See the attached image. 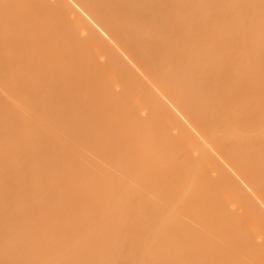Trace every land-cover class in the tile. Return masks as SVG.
Returning a JSON list of instances; mask_svg holds the SVG:
<instances>
[{
    "label": "bare ground",
    "instance_id": "bare-ground-1",
    "mask_svg": "<svg viewBox=\"0 0 264 264\" xmlns=\"http://www.w3.org/2000/svg\"><path fill=\"white\" fill-rule=\"evenodd\" d=\"M24 1H26V0H24ZM24 1L23 0H0V25H1V27H3L6 22H8L6 24L8 26L11 19L13 21L17 18V16L26 15L27 12L30 11L29 10L30 6L32 7V5L28 4V3H30L29 2L30 0H27L28 2H26L27 5H29V6H27ZM40 1H41V3H40ZM31 2H32V0H31ZM70 2H72V4L74 3L75 4L74 6H76V7H74ZM33 3H34L35 7L33 6L34 8H32V9H34V10L30 11L31 15H33L31 17H34V15H35V13L33 14L32 12H35V11L37 12L38 10L42 11L41 15L43 16V18H45L46 16H48L50 14L51 15L59 14L60 17L61 16L67 17L70 21L69 22L70 27L73 26L75 28H78L79 30L76 29L77 31L80 32V30H81L82 33L84 32L86 34L83 37V39L86 43H88L90 45L91 49L93 48L94 52L99 51L105 57V60L107 57V61L102 62V63L103 64L105 63L104 65L107 64L108 66H107V68H106V66H104V67L107 69V71H110V72L112 71L111 73L114 72L113 73L114 76H115L116 72H117L116 76L118 75V73L120 74L118 76H120L119 77L120 79L123 78V80L122 79L121 80L124 83V87L126 86L125 89L129 88L128 89L129 91H131V90L133 91V96H132L133 98L132 99H134L135 102L142 103V104L146 105V106H144V108L148 110L150 116H153L154 118H157V119L167 121L171 126H173L175 128H178V127L180 128V131H181L180 134L182 136L183 141L185 142L183 144L188 145L189 148H192L196 152L199 153L198 157L195 156V159H196V157L199 158V159H196L197 162L195 163V165L190 166L188 168V170H186V174L184 177H182L183 174L181 175V178H183V180H182L183 184L181 183V185H183V186L186 185L185 187L188 186L187 189L190 190V192L193 191L192 192L193 194L192 195L190 194L192 196L191 197L192 200L194 198V200L196 199L199 202V199L201 198L200 197L201 194L204 195L205 192L206 193L208 191L212 192V190H216L219 188L228 189L229 190L228 193L230 192L229 194L231 196L238 197L240 200H242L241 204H243V206H244L243 210L246 212L247 215L250 216L252 221L254 220L253 222H255V224L254 223L253 224L256 225V223H257L258 226L264 227V209H262V207H261L263 205L258 204L259 201L264 203V0H33ZM36 5H38V7H36ZM4 6H6V7L9 6V8H8L9 10L4 13V16H2L1 9H3V11H4V9H5ZM40 6L42 9H39ZM27 9H28V11H27ZM79 10L81 12H83V14L85 13L87 16H85V14H84V16L88 17L89 20H86V18L84 16H82L83 14L80 13ZM24 12H26V14ZM47 12H49V13H47ZM5 15H8V16H6V18H5ZM44 15H46V16L44 17ZM59 15H57V16H59ZM7 17H9V20ZM37 17L38 16H36V18ZM48 18L49 17H47L46 19L48 20ZM49 19H52V18H49ZM42 20H44V19H42ZM3 21H5V22H3ZM15 21H14V23H15ZM25 21H27V20H24V22ZM36 21H37V19H36ZM38 21H39V19H38ZM53 22H55V21L53 20ZM1 23H4L3 26ZM48 23H49V21H48ZM48 23H47V26L49 27ZM92 23H94L93 25H95V26L97 25V27H100L99 29H102V30H104L105 33H107L106 37L108 35V38L109 37L111 38V40H109V41H112V44L114 43L113 44L114 47H116L117 45L119 47L114 48L113 46L110 45L111 42L107 43L108 41L104 39L105 41H107V42H105L101 38V37H103L102 34L100 35V32L99 31H98L99 33L97 32V27L95 28V26H93ZM16 24L18 26L19 23L16 22ZM25 24H26V22H25ZM25 24H23L22 26H24ZM40 24H43V23H40ZM12 25H13V22H12ZM12 25H11V27H12ZM43 25L45 26V24H43ZM22 26L20 25V27H22ZM9 27H10V25L6 28H8V30H9ZM11 27H10V29H11ZM20 27H18V29ZM27 27L28 26H26V28ZM32 27H30V28L32 29ZM15 28H16V26H15ZM39 28L38 29L36 28V29L40 30L41 28L40 29ZM3 29L1 28L0 31L1 30L3 31ZM12 29H13V27H12ZM22 29H24V28H20V30H22ZM34 29H32V31ZM4 30L5 31L2 32V34L3 33H5V34L7 33V34L6 35L3 34L5 36L0 34L2 36V37H0V52H3L2 55L0 54V56H1L0 59L3 58L2 56L4 55V53H6L4 56H6L8 54V56H7L8 59L6 58L7 59L6 62L8 65H10V67H13L10 72L14 73V70H15L17 73V68H18L21 70V74H23L24 71H28L27 69L31 67L30 63H32L31 65H33V63H34V65L39 68V65H38L39 62H37L35 60L36 59L39 60L38 57L39 58L41 57L40 56V54H42L41 52H45V50L42 47H40L41 46V43H40L41 38L38 41L39 44H37V42L31 43L30 41H32V40H28L29 41L28 42L26 37L28 36L27 38L30 39L31 36H29L27 34L28 33L27 32L26 33L27 36L23 38L24 40H22V42L24 41L25 43L24 42L22 43L23 48H21L20 45H17L20 40L18 41V40L14 39V38L20 37L19 34L21 35V33H18V32H20V30H17V29L16 30L13 29L12 31L11 30L8 31L7 29H4ZM26 30H28V28ZM37 30H34V32ZM49 30L50 29L48 28V31ZM54 30L52 31L53 33H54ZM102 30H100V31L102 32ZM6 31H8L9 33ZM10 31L13 33L16 32L18 34L12 33L11 35H9ZM23 31L24 30H22V33H23ZM25 31L23 34H25ZM29 31H30V33L32 32L30 29H29ZM44 31H45V28H44ZM44 31L42 30V33H44ZM74 31H75V29H74ZM50 32H51V30H50ZM37 33H38V31H37ZM53 33H52V35H53ZM60 33H62V32H60ZM23 34L21 35V37L23 36ZM56 34H58V33L54 34L55 37H56ZM66 34H68V33H66ZM58 35H57V37H58ZM60 36H62V35H60ZM31 39H32V37H31ZM33 39L36 40L37 37L33 38ZM45 41H47V40H45ZM66 41H67V39H66ZM16 42H17V44H16ZM57 42L55 41L56 44L60 43L61 41L58 43ZM35 44L38 45L39 47H37ZM19 46L21 48V51H23L22 53L25 55V56L24 55L23 56L26 58L29 57L28 58L29 61L31 60L30 62L28 61L29 62L28 65L30 67L27 65L28 59L24 60V62L26 61V63H24L25 66H23V68L28 67L27 69L24 68V70H23V68L21 69L22 66L17 67V64L19 62H20L19 64H21V62H22L20 57L17 58L20 61H18V62L15 61L17 64L13 63V61H12V60L16 59L15 58L16 56H19L18 53H20V51L16 53L17 55H15V57L13 56L14 59L9 57L11 54L14 55V53L20 49ZM59 47H57L58 50L60 49ZM15 48H19V49L15 50ZM37 48L40 50H38ZM85 48H87V47L85 46ZM120 48H122L121 50H123V52H124L123 54L126 53L129 56L130 60L128 59V61H133V62H129V63H133L134 67L136 65L137 68H139V70H141V71H139L137 69V72H136L133 69L134 67H131L132 64H129V66H128V62H125L123 60V59H125V57L123 58L124 55L121 57L122 53H120V52H122V51L120 50ZM42 49H43V51H42ZM46 49H48V48H46ZM65 49H63L64 52H65ZM117 49H119V51H117ZM51 50H52V48H51ZM67 51H70V50L66 49V52ZM12 52H14V53H12ZM48 53H50V51H48ZM91 54H92V52H91ZM101 54H100V56H101ZM37 55H38V57H37ZM69 55H71V54H69ZM77 55H79V54H77ZM96 55H97V53H96ZM4 58H3V62L6 63L4 61ZM12 64L17 68L15 69V67L12 66ZM102 65H101V67H102ZM6 67H8V69L10 70L9 66H6ZM96 67H97V65H96ZM39 69L42 70V68H39ZM20 70H18L19 74H20ZM107 71H103V72L106 73ZM138 71L140 74H142L144 76V79H143V77H141L142 75L138 74ZM99 72H101V71H99ZM110 72H107V74H110ZM110 75H112V74H110ZM19 76L22 77V75H19ZM21 77L18 80L25 79V78H21ZM100 77H101V75H100ZM31 78H32L31 81L34 82L35 84L37 83V81L40 80V78H35V81H33L34 77H31ZM58 78H59V76H58ZM50 79H48V80H50ZM52 79L53 80H51V82H53V83L55 82V84L59 82L57 80V78H55V77H52ZM26 80L28 81V83L27 82L26 83L30 87H28L26 83H23V81L20 80L23 83L21 85L22 93H20V94H21L22 98L24 97L23 109L27 106H29L28 108L30 109L31 107H33L34 102H32V100H34V96L36 95L34 93V91L35 90H41L42 88H44V86L40 85V87H42L41 89L39 86H37L39 84L35 85V87H32L30 85L29 76H28V79H26ZM103 80H105V79H103ZM24 82H25V80H24ZM41 82H43V80H41ZM44 83H45V80H44ZM46 83H48V82L46 81ZM102 84H103V87L101 86V88H103V90H106L107 88H105V87H107L106 85L108 84V82H107V84L105 82V84H106L105 86H104V81H102L101 85ZM122 84H120V86H123ZM23 86L24 87L26 86L25 88L28 87L26 90L30 89L29 91L31 93L29 91H26V90L24 92H29V93H24L23 90L25 88H23ZM33 86H34V84H33ZM36 86L39 89H37ZM31 89H33V91ZM45 89L47 90L48 88H45ZM49 89H50V86H49ZM49 89H48L49 93L44 90L46 93H48L47 97L49 96L50 92H52V90L49 91ZM123 90H121V91L123 92ZM128 90H127V92H129ZM32 92H33V94H32ZM45 92L43 93V95L45 94ZM17 94H18V97L21 98L19 93H17ZM24 94H27V95L25 96ZM31 94L33 95L32 98H31ZM125 94H127V93H124V95ZM121 95H123V94H120V96ZM131 95H132V93H131ZM55 96H54V98H56ZM28 97L31 98V100ZM43 97H46V95H44ZM121 97H124V96H121ZM48 99L50 100V98H48ZM21 100H23V99H21ZM122 102H124V101H122ZM126 102H128V101H126ZM126 102H125V104H127ZM132 103L136 105V103H134V102H132ZM171 104H172V106L174 105L175 108L176 107L178 108L179 113H182L184 118L187 119V122H190L192 127L197 131L196 133H198V135H200V136H198V137H200V139H198V137H196V134H193L194 133L193 130L191 132L190 127H185L186 125L184 124V122H181V125H180V120L178 118L179 116H177V114H176L178 112H177V110H175V108H173V109L176 112L173 111V109L170 107ZM135 105H134V107H135ZM137 106H139V104H137L136 107L133 108V110H135L137 108ZM35 107H37V110L35 109V112L38 114H41L42 110L39 108L40 106L36 105ZM28 108H27V110H28ZM144 108H142V109H144ZM25 110L26 109H24V111ZM129 110H131V109H129ZM133 110H132V112H133ZM32 111H33V109H32ZM127 112H129V111H127ZM134 112L133 113L136 114V110ZM27 113H28V111H27ZM30 113H28V115H30ZM84 113L85 112L83 111V114ZM17 115L18 114H16V116ZM75 115H76V113L74 114V116ZM69 116H71V115H69ZM78 116H80V115H78ZM73 117L71 116V118H73ZM81 117H82V115H81ZM25 118H27V116H25ZM25 118H24V120H25ZM20 119H21L20 115H18L15 118V120H17V121L18 120L20 121ZM65 119L67 120V118H65ZM73 119H71V120H73ZM77 120H80V119H77ZM77 120H76L75 124L78 123ZM183 120H185V119H183ZM82 121H84V120H82ZM39 122L36 123L38 126L40 125V123L42 121L40 123ZM80 122H79V124H80ZM70 124H72V123L70 122L69 126H70ZM183 124L185 126H183ZM17 125L21 126L23 128L25 126V124H24V126H22V125H20V123H17ZM33 125H32V128L34 127ZM73 125H74V123L72 124V126ZM81 125L80 126L77 125V127L79 128V127H81ZM26 126L23 129L24 131H26V129H28V127L26 128ZM38 126H37L36 131H39ZM41 126L42 125H40L39 129H41ZM65 126L68 127V124H66ZM72 126L70 128H72ZM181 126H182V128H181ZM188 126H189V123H188ZM73 129L75 130V128H72V130ZM23 130L21 129V131H23ZM28 131H26V132H28ZM41 131H42V129L39 131V133L37 132V134L41 135L42 134ZM66 131H68V130H66ZM26 132H23L22 134L25 136ZM32 132H34V131L32 130L31 133ZM72 132L69 129V132H67V133H70V135H73ZM120 132H122V131H120ZM13 135H12L11 140L14 139ZM24 136H23L24 139L21 138L23 141L19 140V143L17 141L16 144H14L15 141H13L14 143H11L14 148H15L14 145L18 146V148L23 146L22 144H20L21 142L23 144H25L26 141H24V140H26V139ZM26 136H28V135H26ZM9 138H10V136H9ZM41 139H42V135H41ZM126 139H128V138H126ZM110 140H111V138H110ZM177 141L181 142L180 139ZM38 142H39V140H38ZM30 144H32V143H30ZM120 144H121V142H120ZM47 145H49V144H47ZM24 147L27 148V146H23V148ZM127 147H129V146H127ZM132 147L133 146L131 144V148ZM18 148L16 147L17 150H23L21 148H19V149ZM35 148L38 149L34 145V147H32V149H33L32 151L36 152L37 150ZM10 149H12V147H10ZM16 149H15V151H16ZM30 149H28V151ZM119 150H120V152H121V150H123V153H121V156L124 155L125 149L120 148ZM20 152H22V151L17 152V154L19 153L18 157L21 155ZM120 152H118L119 154H118L117 159L121 158ZM23 153H24V151H23ZM127 155H128V153H127ZM202 156H204V158H201ZM57 157H59V156H57ZM114 157H115V154H114ZM124 157H126V155ZM127 157H129V156H127ZM71 158H70V160H71ZM60 159H62V158L60 157ZM55 160H57L55 162L56 164L54 163L55 165H58L57 164L58 162H62V161H58L57 158H55ZM72 160H73V158H72ZM126 160L128 161V158ZM51 162H54V161H51ZM68 162L69 161H67L66 163H68ZM120 162H121V159H120ZM135 162H136V160H135ZM62 163L61 164L59 163L60 166L62 165ZM54 164H52L51 166L53 167ZM66 165L65 166L62 165L61 167L58 166L59 171L60 170L64 171L63 174L66 173L67 170L68 171L70 170V167H69V169L67 168L66 171L63 169L66 167ZM67 166H69V163ZM44 167L46 168L45 165H44ZM54 167H53V169L52 168L48 169V166H47V170H49L48 172L46 170H44V168L42 167L41 170H43L44 172L41 175V178L39 177V175L37 176L38 179L40 178V179L44 180L41 183H40L41 180L36 179L34 176V178L39 181V182L36 181L39 184V186L41 185L40 186V189H41L40 192L41 193H39V196H37L38 194L36 195V193L35 194L32 193V192H34V188H32L33 190L31 189V187H33L32 186L33 184L25 186L26 184H30L28 182L25 183V185L24 184H21V185L16 184V186H14V189H13V185H12L11 188L13 189V191L10 189V187H9L10 185H8V184H7L8 185L7 188H9V189L5 190V188H4L6 186V184H5V186L2 187V190L4 189L5 191L4 190H3L4 192L0 191L1 192L0 196L7 191L5 193L7 195V197H6V201L4 200L5 194L2 195L4 201L1 198L2 196L0 197V199H1L0 201H2L0 203V204H2V205H0V212L1 211H2V213L4 212L1 209H2V207H4V202L7 203L9 200L10 201L7 204H8V206H10L9 203L11 204V209L13 208V206L18 207L20 205L19 207H22L21 205H25V203H23L24 201L21 202L23 204H20L18 201L19 205L17 204V201H16V203L15 202L13 203V199L15 201L16 196L18 199L20 196L22 197V194L24 193L25 190L27 191V192L25 191L26 192L25 194L29 196V201H30V202H27V199L24 198L26 200V203H29V204L31 203L32 199L30 200V196H33V195H35L33 197L37 196L38 198H40V197L42 198V196H41L42 195V189H43L44 193L46 194L47 200H49V201H47L48 203H50V201H51L50 199L54 200L53 195H55V193L53 195L51 194L48 197L47 193L45 192V190H46L45 188H47V187L49 188L50 184L51 185L53 183L55 184V181L52 180L53 177H51V176H50L51 178L49 177L50 174L54 175V174L58 173V170L54 172V170H56V169H54ZM117 167H118V165H117ZM126 167H125V170H127ZM55 168H57V167H55ZM123 168L124 167L122 165V168H121L122 171H123ZM230 168H231V170L235 171V173L238 174L240 178L243 179L242 182L245 181V184H248V187H250L251 191L253 192V195H256L255 197H258V199H259V200L257 199L258 202L255 199V197L250 193V191L248 192V190L245 189V187H244L245 184H241V182H239V180L236 179L237 177L235 178V174H234V172H233L234 175L232 174ZM116 169L119 170V167ZM121 169L119 170L120 173H121ZM137 169H136L137 170L136 174L140 172L139 168H137ZM147 169H150V168H147ZM153 169L154 168H152V170ZM146 171H145V173H146ZM128 172L129 171L127 170V173ZM213 172H215L216 175L215 176L211 175L210 178L209 177L206 178L207 181H205V182L202 181L203 185L197 186V187L194 186V185H196V183H195L196 178L195 177H197V174L203 173L204 175L207 176V174H211ZM70 173L68 172V174H70ZM151 173H152V171H151ZM136 174H134L133 176H135ZM29 175H30V177H27V178L32 179V176L34 174H29ZM60 175H62V174H60ZM118 175H120V174H118ZM124 175H126V174H124ZM124 175H122V177ZM238 175H236V176H238ZM129 176H131V175L129 174ZM133 176L130 179H132ZM149 177H150V179L152 178V176H149ZM198 177H199V175H198ZM113 178H115V176ZM47 179L48 180L51 179L50 184H47V182H48ZM71 179L73 180V183H71L72 182ZM71 179H70L71 184L70 183L67 184L68 188H67V186H65V187L63 186L64 190L59 189V190L55 191L56 195H57V193H59V194H58V196L55 195L54 198L57 199L59 197V195L62 194L63 191H65V190L67 191V189L71 193L70 194L71 196L75 195L76 192H78V190H75L79 186L78 180L76 179L77 181H75L74 177L73 178L71 177ZM22 180L24 182H26V178L22 179ZM155 180H156V177H155ZM32 181H34V180H32ZM32 181L30 180V182H32ZM160 181H161V179H159V182ZM199 181H201V180H199ZM24 182H22V183H24ZM45 182H46V185H49V186H44ZM159 182H157V184L161 186V184ZM66 183H67V181H66ZM76 183L78 184V186H73ZM22 185L25 187H23ZM154 185H155V183H154ZM154 185L152 187H154ZM173 185H175V184H173ZM19 186L21 187L22 190L24 188L23 193L21 190H18L20 188ZM29 186H31L29 188L30 191L32 190L31 192L28 189ZM71 186H73V188ZM15 187H17L16 188L17 190L15 189ZM142 187H143V185H142ZM156 187H158V186L156 185ZM177 187H179L178 184H177ZM180 187H182V186H180ZM180 187H179V189H180ZM168 188H170V187L168 186ZM168 188H167V190L170 191L171 189H168ZM174 188H176V186ZM174 188H173V190L176 191L177 188L176 189H174ZM163 189H165V188L163 187ZM15 190H16V193L18 191H20V193H22V194L20 196H18L19 193H17V194L15 193L16 194L15 195L13 193V192H15ZM54 190H55V188H54ZM159 190H160V188L158 190H156V192L157 191L159 192ZM167 190H164V191H167ZM173 190H171V191H173ZM8 191L10 193H13L14 198H12L11 194H10L11 195L10 197L8 196L9 195ZM49 191H48V193H49ZM137 191L138 190H136V193H137ZM29 192L33 195H30ZM69 192L67 191L65 194L67 195V193H69ZM170 192H168L169 195H168V193H166L169 197H170V195H172L171 194L172 192L171 193ZM178 193H179V191H178ZM45 194H43L44 197H45ZM100 194H101V192H100ZM125 194H128V192ZM174 194H176V192ZM70 195L68 194L69 197H70ZM163 195H165V193ZM188 195H189V193H188ZM68 196H66V197H68ZM126 196H124V197H126ZM160 196L161 195H159V197ZM75 197H77V194L74 197H72L73 198L72 199L73 206L76 208L74 210L75 211L77 210L81 213V215H80L77 212L78 213V215H76L77 217L74 216V214H72V215L69 214L70 216L66 215V217H64V216L60 217L59 216L60 217L59 219L57 216H55V217H57V220H53L50 222L48 221V222L44 223L42 221L43 213L41 211L43 206H42V208H40L41 206L40 207L38 206L39 204H42L44 201L39 202L38 205L33 204L34 207L29 206V204H28L27 205L28 207H27V209H24V212H23V209H22V211L20 209L21 213H23V215H21V216H24L21 219L25 222L23 223L22 220H21V222L23 223L24 227L26 226L25 232L27 229H29V230H27V233L25 235L23 234L19 239H17L15 241V244H17V247L15 249H17V251L15 249L13 251L14 252L16 251L15 254H17V255L13 254L14 252L12 253V255H14V258L12 256V259L14 260L13 261L14 264L21 257V254L24 256L25 259L21 257L19 259L20 264H22V262L24 263L28 259H29L28 261H31L30 259L34 260L35 258H37V259L39 258V260L35 259V261H34V263L37 264V262L38 263L40 262V259L43 260L42 258L45 255V253L43 252L44 249L47 250V249H49L50 246H52L50 248L54 247V251H56L55 248L61 247V249H59V251H61L60 258L58 260H57V258H54V260H56V262H58L57 264H59V263L60 264H66L68 261L70 262V263L68 262V264H74L73 262L78 263V260H79L78 264H107V262H109V261H110L109 264H124L121 261H123V262L126 261L128 264H146L145 262L147 261L148 264H151V262H149L151 260H149V259H147L145 262L137 259L138 258V253H137L138 247L136 245H138V241H140L142 239L137 240V237H135L136 236V230H135L136 228H134V227H136V226L134 224H131L130 226L127 224L129 226L128 227L125 225L127 223V221L123 222L125 217L126 218L128 217V221L134 217H132L130 219L131 216L129 217V216H126L124 214L125 217L124 216L121 217V216H119V214L115 215L113 213H112V215H109V216L104 215L102 213V208H98V205H97L100 201L97 200L98 203H96V205H97L96 206L94 203L96 200L94 198H92L93 196L91 198L89 197L91 200H88L87 197H86L87 200H85V198L80 197V196H78L77 198H75ZM7 198L9 199L8 201H7ZM129 198H130V196L127 197L128 202L132 203L133 202L132 199H130L131 201H129ZM191 198H187V199H191ZM43 199L45 200L44 203L46 204V199L45 198H43ZM127 199L124 200V198H123L122 202L124 203V201H126V203H127ZM192 200L191 201L189 200V201H190V203H192L191 205L193 207L196 203H193L194 201L192 202ZM59 201H61V200H59ZM88 201H90V203ZM92 201H93V204H91ZM118 201H119V198H118ZM203 201H204V198H203ZM54 202H56V200H54ZM54 202H52V203H54ZM201 202H202V200H200V202H199L200 206H202ZM52 203L47 204V206L44 204L45 206L43 209L45 210L46 209L45 207H47L46 210L48 211V207L51 206ZM7 204H5V206ZM186 204H189V203H186ZM186 204L184 203L183 205L185 206ZM30 205H32V203ZM57 205H59V204H56V206ZM90 205H95L96 207L92 208V206H90ZM217 205H219V204L217 203ZM217 205L215 204L216 209H217ZM221 205H223V204H221ZM184 206H182V209ZM203 206H204V204H203ZM215 206H214V208H215ZM16 207H14V208H16ZM197 207L200 208L199 204ZM56 208L58 209V206ZM60 208H61V206H60ZM54 209L52 207L51 210L54 211ZM195 209L196 208L194 207L193 211L197 212V211H195ZM220 209L221 208H219V210ZM240 209H242V207ZM191 211H192V209H191ZM213 211L215 212L216 210L214 209ZM109 213H111V212H109ZM235 213H236V211H235ZM197 214H199V213L197 212ZM201 214H203V213H201ZM241 214H242V212H241ZM241 214H240V216H242ZM120 215H123V214H120ZM193 215H195V214L193 213ZM203 215H205V214H203ZM39 216L41 219L39 218ZM62 217H64V218H62ZM201 217H203V216H201ZM233 217H235V216H233ZM4 218H6V217H3V216L0 217V221L2 220L0 225H3V224L8 225V223H5L6 221L3 220ZM82 218L86 219V221L88 223L86 222L87 223L86 224L85 221H84V223L82 222V220L80 221V219H82ZM135 218H137V217H135ZM135 218H134V220H135ZM204 218L207 219L206 217H204ZM235 218H237V217H235ZM243 219H245V218L243 217ZM134 220L133 221L131 220L129 222L134 223ZM137 220H138V218H137ZM197 220H198V218H197ZM3 221H5V222L3 223ZM204 221H206V220H204ZM207 221H209V219H207ZM232 221H229V223L231 222L230 224H232ZM21 222H18L20 224L17 223L18 225L16 224L17 226L16 225L15 226L18 228L21 227L23 229L24 227H22ZM81 222L84 225L85 224L88 225L86 228H88V229L91 228L90 230H92L93 235H91V233L88 234V232L86 231L84 233L81 232V234H79V236H78V234H77L78 229H79V232H80V229H82V228L86 229L85 226L83 224H81ZM220 222H223V221H220ZM207 223H205V225ZM229 223H227V224H229ZM48 224H49L50 230L46 231L48 229ZM143 224H144V222H143ZM208 224H207V226H208ZM215 224H217V223H215ZM234 224L235 223L233 222V225ZM245 224H246V222H245ZM7 225L5 227L1 226V230L3 227H4L3 230L5 228L10 227L9 225L8 226ZM13 225H14V223H13ZM80 225L82 227H80ZM133 225H134V227H133ZM220 225H223V223ZM210 226H212V225H210ZM223 226H225V225H223ZM223 226H222V229H223ZM242 226H243L242 228H244L247 225L246 226L242 225ZM44 227H45V229H44ZM116 227L120 228V230L122 231V234L121 233H119V234L123 235V237H124V238L122 237L123 239L121 238L122 239L121 242L123 241V243H121V244H123L121 247H123L125 249H123L121 247L120 248L122 250H125L126 255L128 253V256L131 255L130 257L133 256V258L127 259L125 254L124 255H121V253L119 254V250H118V253H116V254L114 253L116 256L114 254L111 255V252L113 250L112 246L118 247L120 245V237H119L118 232L116 234H114L116 232V230H115ZM226 227H228V226H226ZM226 227H224L225 230H226ZM252 227H257V226L252 225ZM21 228H20V230H21ZM70 228H72V229H70ZM133 228H134V230H133ZM201 228H203V227H201ZM257 228L259 229L260 227H257ZM88 229H86V230H88ZM207 229H208V227H207ZM209 229H211V228H209ZM218 229H220L221 232L223 231V230H221V227ZM218 229H217V231H218ZM246 229H249V227H247ZM65 230L68 231L67 235H64L65 233L60 234V235L55 234L56 236L54 234H51V232L54 233L53 231H55V233H57L56 231L62 232ZM81 231H83V230H81ZM93 231L95 233H97V235L99 234L101 236L98 235L99 236V238H98L97 235ZM121 231H119V232H121ZM209 231H211L210 233H212L213 230H209ZM217 231H216V233H218V232L220 233V231H218V232ZM227 231L228 230H226L225 233ZM262 231H264V230H262ZM137 232H138V230H137ZM228 233H229V231H228ZM229 234H231V233H229ZM114 235L115 236L118 235L116 237L117 241H116V238ZM114 238H115V240H113ZM139 238H140V236H139ZM239 238H240V236H239ZM6 239H7V237H6ZM96 239H97V241H96ZM106 239H107V241H109V240H111V241L107 242ZM240 239L238 240L239 242H240ZM101 240L102 241L105 240V243H110L108 245L112 244L111 246H109L111 249L110 253H108L110 249L107 247L108 246L107 244L105 245L104 241H103V243L98 242ZM222 240H223V238H222ZM113 241H114V243H113ZM238 241H236V243ZM5 242H7V241H5ZM115 242H117V243H115ZM249 242H251V241H249ZM44 243H46V244L49 243V246H46V248H45ZM51 243H52V245H50ZM91 243L104 244L103 247L106 246L108 249H104V251H103V248L100 247L102 249L97 251L99 246L97 244H96V246H95V244L92 245ZM227 243H228V240H227ZM247 243H248V241H247ZM55 244H56V246H55ZM88 244L95 246L94 250H96V251L93 250L94 253L91 252V254H94L93 255L94 259H92L93 261L91 259H89L90 256L87 255V257H85L86 253L83 252V250L86 251L85 250L86 248L83 249L82 251H80L85 245H88ZM115 244H117V245H115ZM237 244L239 245V243H237ZM92 246H89V247H92ZM232 247H233V245H232ZM37 248H38V251H39V249L41 250L40 254H39L40 251L36 252ZM114 249H116V248L114 247ZM27 250H29V252L33 250L34 252L33 251L30 252L31 254L28 255L29 252ZM49 250H53V249H49ZM49 250H47L49 252L46 254L47 257L52 255L51 253L55 254V252H53V251L51 252ZM126 250H128V252ZM77 251H79V252L77 253ZM105 251H107V252H105ZM255 251H254V253H255ZM42 252L44 253V255H42ZM24 253H26V254H24ZM84 253H85V256H84ZM99 253L101 254V256H102V254H103V256H105L102 258H105V259L110 258L109 261L107 260L105 262V259L99 258V256H100ZM123 253H124V251H123ZM254 253H253V255L255 256ZM56 254H57V256H59L58 253H56ZM95 254H96V256H95ZM250 254H252V252ZM25 255H28V259H26ZM41 255H42V257H40ZM110 255L112 257H110ZM139 255H140V252H139ZM243 255H245V253L242 254V257H243ZM53 257H52V259H53ZM242 257H240V259ZM74 258L77 259V262L75 261ZM87 258H88V260H87ZM233 258L236 259L237 257L235 256ZM247 258H248V256H247ZM143 259H145V258L142 257V260ZM21 260H22V262H21ZM33 260L31 261L32 264H33ZM103 260L105 263H102ZM46 261H48V260L46 259ZM27 262H25V263H27ZM51 262H53V260H51ZM56 262L54 261L53 263L56 264ZM160 262H162V261H160ZM167 262H170V261L168 260ZM181 262H180V264H181ZM166 263L164 261V263H162V264H166ZM186 263L187 262L185 260V263L183 262L182 264H186ZM247 263H249V262H247ZM261 263L263 264V262H261ZM16 264H19V262L18 263L16 262ZM152 264H154V262ZM158 264H160V263H158ZM175 264H179V261H178V263L175 262ZM188 264H190V263H188ZM227 264H229V263H227Z\"/></svg>",
    "mask_w": 264,
    "mask_h": 264
},
{
    "label": "rangeland",
    "instance_id": "rangeland-1",
    "mask_svg": "<svg viewBox=\"0 0 264 264\" xmlns=\"http://www.w3.org/2000/svg\"><path fill=\"white\" fill-rule=\"evenodd\" d=\"M24 2L26 3L28 1L26 0ZM29 2L30 3H28V4L32 5V7L30 6L29 10L33 11L34 9H32V8L35 7L33 0H32V2H31V0ZM72 2H70V3L72 4ZM40 3H41V1H40ZM26 5H27V3H26ZM29 5H27V6H29ZM72 5L74 6L75 4L73 3ZM36 7H38V5H36ZM74 7H76V6H74ZM4 8H5L4 11H3V9H1L2 16H4V13L9 10L8 9L9 6H7V7L4 6ZM39 9H42L41 6L39 7ZM27 11H28V9H27ZM30 11L27 12V14H26V12H24L26 15L17 16V18L15 19L16 21L15 20L12 21V19L10 18L11 21L8 24V26L10 25V27H11L12 22H13L14 26L12 25V27L14 30H16V29L20 30V28H24L22 30L25 31L28 28V30L25 31V34H23L24 31L22 33V30H20V32H18V33H21V35L23 34L22 37L20 34H19V36H20L19 38L13 37L15 40H18V41L20 40L19 42L21 44L18 41H17L18 44H17V42H16V44L20 45L21 48H23L22 43L24 41L22 42V40H24L23 38L27 36L26 35L27 32H28L27 34L29 36H31L32 39H31V37H30V39H28L27 38L28 36L26 37V39H27V41L32 40V41H30L31 43L37 42V44H39L38 41L41 38V40H40L41 46L40 47H42L45 50V52H41L42 54H40V56H41L40 58L37 55L39 60L36 59L35 61L39 62L38 63L39 68H42V70H40L37 66H35L34 63H33L34 66L31 65L32 63H30L31 67L28 65V63L31 60L29 61L28 56H27L28 58L24 57L25 55L22 53L23 51H21L20 46H19L20 49L15 48V50L16 49H19V50H17L15 53L12 52V53H14V55H12L10 53L11 55L9 54L10 55L9 57L14 59L13 56L15 57V55H17L16 53L20 51V53H18L19 56H16L15 57L16 59L12 60V61H13V63L17 64L15 61H17V62L20 61L19 59H17L18 57H20V59L23 63L21 62V64H19L20 63L19 62L17 64V67L22 66L21 67V69H22L23 66H25L24 63H26V61L24 62V60L28 59L27 65L30 68L27 67L28 68L27 69L24 67L28 71H24V72L22 71L23 74H21V70L12 64V66H14L15 69L17 68V73L15 70H14V73L10 72L13 67H10V65H8L6 62L8 59L7 58L8 54L6 56H4L6 54V53H4V55L2 56L3 58L5 57L4 61L6 63L3 62V58L0 59V67H1L0 68V118H1L0 119V148H1L0 149V191L4 192L6 189L8 190L9 189V188H7L8 185H10L9 187L13 191L14 186H16V184H20V185L24 184L25 185V183L28 182L30 184H26L25 186L33 184L32 185L33 187L29 186L28 189L30 187H31V189L34 188V192H32V193L33 194L36 193V195L38 194L37 196H39V193H41L40 192L41 191V189H40L41 185L39 186V184L36 181H38L41 178V175L44 172L43 170H41L42 167L44 168V170H46L48 172L49 170H47V166H48V169L49 168L53 169V167L55 166V167H57V168L54 167V169H56V170H54V172H55L58 170V168H59L58 166H60V164L62 162H63L62 163L63 166H65L66 164L68 165V163H69V166L66 165V167L63 168L66 171L67 168L69 169V167H70V170L69 171L67 170L66 173L63 174L64 171L60 170L62 172L61 173L58 170V173L56 172L57 174H54V175L50 174L49 175V177L50 176L53 177L52 180L55 181V184L53 183L51 185L50 184L51 179L50 180L47 179L48 180L47 184H50V186L46 185V182L44 184V186H49V188L48 187L45 188L46 190L44 189L45 192L47 193V196L49 197L51 194L53 195L54 193L56 195L55 191H57L59 189L64 190L63 186L64 187L67 186V188H68L67 184L71 182L70 181L71 177L72 178L74 177L75 178L74 180L75 181L78 180V184H79V186L77 183L75 185H73V186H78L77 189L74 188L75 190H78V192H76L77 197L80 196V197L85 198V200H87V199L91 200L90 198L93 196L92 198H94L96 200L94 202L95 205H96V203H98L97 200L100 201L97 205H98V208H102V213L104 215L109 216V215H112V213H113L115 215L119 214V216H121V217L124 216V214L126 216H129V217L131 216L130 219L132 217H134V218L137 217L138 220H137V218H135V220H134V218L131 219L132 221L134 220V223L133 222L130 223L129 221H131V220L128 221V217L126 218L125 216L124 217L126 220L124 219V221H123V222L127 221V223L125 224L126 226H128V225L130 226L131 224H134L136 226V227H134V225H133V227L136 228L135 229L136 230V236L135 237H137V240L142 239V240L138 241V245H136L138 247L137 248L138 258L137 259L144 261V262L147 259H149V260H151V261H149V262H151V264L153 262H154V264H156L157 262L162 264V263H164V261L166 263L168 260L170 261V262H167L168 264H170V263L175 264V262L178 263V261H179V264L182 261L181 262V264H182L183 262L185 263V260L187 262L186 264H188V263H190V264L191 263L192 264H217V263L218 264H221V263L222 264H227V263H229V264H242V263L243 264H256L257 262H258L257 264H262L261 262H263V264H264V231H262V230H264V227L258 226L257 223H256V225H254L255 224V222H253L254 220L252 221L250 216L247 215L246 212L243 210L244 206H243V204H241L242 200H240L238 197L231 196L229 194L230 192L228 193V191H229L228 189L219 188L216 190H212V192L208 191L206 193L204 191L205 194L204 195L201 194V196H200L201 198L200 199L198 198L199 202H200V200H202V202H201L202 206H200V203L198 202V200H196V199L194 200V198L192 200V198H191L193 191L190 192V190L187 189L188 186L185 187L186 185L185 186L181 185L182 180H183V178H181V175L183 174L182 177H184L186 174V170H188V168L190 166L195 165V163L197 162L196 159H199V158H197L199 156V153L196 152L194 149L189 148L188 145L183 144L185 142L183 141L182 136L180 134V132H181L180 128L178 126L177 127L179 129L175 128V127L171 126L167 121L157 119V118H154L153 116H150L148 110L144 108V106H146V105H144L142 103L135 102L134 99H132L133 98L132 97L133 91L132 90L129 91L128 90L129 88L128 89L126 88L129 91V92H127V90L125 89L126 86L124 87V83L122 81L123 78H121L122 79L121 80L119 78L120 76H118L120 74L118 73V75H117L118 77H117L116 76L117 72L115 71L116 73L114 76V74H113L114 72L111 73L112 71L111 72L107 71L106 68L108 65L107 64L104 65L105 63L104 64L102 63V62L107 61V57L105 60V57L99 51L94 52L93 48L91 49L90 45L88 43H86L83 39V37L86 34L84 32L82 33L81 30H80L81 33L79 31H77L76 29H78V28H75L73 26L70 27V24H69L70 21L67 17H63V16L60 17L59 14L55 15L54 13H53L54 15L50 14V15L46 16L47 14L45 13L46 15H44V17L45 16L46 17L43 18V16L41 15L42 14L41 10L40 11L38 10L37 11L38 13L36 11L32 12L33 14L35 13V15H34V17H31L33 15H31ZM47 13H49V12H47ZM80 13L83 14V12H81V11H80ZM84 14L82 16H84ZM57 15H59V16H57ZM6 16H8V15H5V18H6ZM36 16H38V17L36 18ZM85 16H87V15L85 14ZM47 17L52 18L56 23L53 22L52 19L48 18V20H47L46 19ZM7 18L9 20V17H7ZM85 18H86V20H89L88 17H85ZM36 19H37V21H36ZM38 19H39V21H38ZM42 19H44L45 21ZM24 20H27V21H25L26 24H25ZM5 21H3V22H5ZM14 21H15V23H14ZM48 21H49V23H48ZM16 22L19 23L21 26L23 24H25L24 25L25 27L24 26L20 27L19 24L17 26ZM7 23L8 22H6L5 24L1 23L2 26H3V24H4V26L1 27V25H0V29L4 28V29L8 30V28H6V27H8L6 25ZM40 23L45 24V26L43 24H40ZM47 23H48L49 27L47 26ZM93 24L94 23H92V25ZM15 26H16V28H15ZM26 26H28V27L26 28ZM93 26H95V25H93ZM10 27H9V30L12 31L13 29H12V27L10 29ZM18 27H20V28L18 29ZM30 27H32V29L35 28L34 30H37L39 27L41 29L39 28L40 30H37L38 31V33H37V31H35V32H34V30L32 31V29ZM96 27H97V25L95 26V28ZM44 28H45V31H44ZM48 28L51 30V32L55 29L54 33L52 32L53 35L50 32V30L48 31ZM99 28L100 27H97V32L99 31L100 35L102 34V36L104 38L101 36L100 37L103 40L104 39L107 40L108 42L104 40L107 43L111 42L110 45L114 47V45H113L114 43L112 44V41H109V40H111V38L109 37L110 38L109 39L108 35L106 37L107 33H105L104 30L99 29ZM4 29H3V31L2 30L0 31L1 35L5 34V33L2 34V32L5 31ZM29 29L32 31L31 33H30ZM74 29H75V31H74ZM42 30L44 31V33H42ZM100 30H102V32ZM8 31H6V32H8ZM11 31H10L9 35H11L13 33ZM60 32H62V33H60ZM18 33L15 32L13 34H18ZM55 33H58L59 35L56 34V37H55V35H54ZM66 33H68V34H66ZM1 35H0V37H2ZM5 35H3V36H5ZM57 35H58V37H57ZM60 35H62V36H60ZM36 37L38 40L33 39ZM66 39H67V41H66ZM45 40H47V41H45ZM55 41L56 42L61 41V42L60 43L57 42L58 44H56ZM84 45L87 48H85ZM36 46L39 47L38 45H36ZM57 47H59L60 49L58 50ZM116 47H119V46L117 45ZM116 47H114V48H116ZM46 48H48V49H46ZM51 48H52V50H51ZM62 48L63 49L66 48L70 51L66 52V49H65V52H64ZM43 49H42V51H43ZM121 49L122 48H120V50ZM38 50H40V49H38ZM48 51H50V53H48ZM117 51H119V49H117ZM121 51H122V52H120V53H122L121 57L123 55H124L123 58L125 57V59H123V58L122 59L125 62H128V66H129V64H132L131 67H134L133 63H129V62H133V61H128L129 56L126 53L123 54L124 53L123 50H121ZM91 52H92V54H91ZM76 53L79 55H77ZM96 53L98 56L96 55ZM0 54L2 55L3 52H0ZM69 54H71V55H69ZM100 54H101V56H100ZM0 58H1V56H0ZM100 64L101 65L103 64L102 67ZM96 65H97V67H96ZM6 66H9L10 70ZM104 66H106V68ZM24 68H23V70H24ZM133 69L136 72H137V69L139 70V68H137L136 65ZM18 70H20V74H19ZM98 70L101 72H99ZM103 71L110 72V74H112L113 76L110 74H107V72L105 73ZM139 71H141V70H139ZM139 71H138V74H140ZM18 74L22 75V77L19 76ZM100 75H101V77H100ZM140 75H142V74H140ZM28 76H29L30 85L32 87H35V85L39 84L37 86L40 87V85H41V86H44V88L40 87V89L42 88L41 90H35L33 88L35 90L34 93L36 95L34 96V100H32V102H34L35 104L33 103V107H31L30 109L28 108L29 106L25 107L24 109H26V110L24 111V109H23L24 97L22 98L20 93H22L21 85L23 83H26V82L28 83V81L26 80V79H28ZM58 76H59V78H58ZM20 77L25 78V79H20L23 81V83L20 80H18ZM31 77H34L33 81H35V78H40V80L37 81V83L35 84L34 82L31 81V79H32ZM52 77L57 78V80L59 82L57 80L56 81L58 83H56V84H55V82L54 83L51 82V80H53ZM141 77H143V79H144L143 75ZM47 78L48 79L51 78V79L48 80ZM103 79H105V80H103ZM24 80H25V82H24ZM41 80H43V82H41ZM44 80H45V83H46V81L48 83L45 84ZM102 81H104V86L108 82V84L106 85L107 87H105V88H107L106 90H103V88H101V86L103 87V84L101 85ZM105 82H106V84H105ZM33 84H34V86H33ZM120 84H122L123 86H120ZM27 86L30 87L28 84H27ZM37 86H36V88L39 89ZM49 86H50V89H49ZM25 87L23 86V88H25ZM27 88H25L23 90V92ZM45 88H48L49 91L52 90V92H50L48 97H47V95L49 92H48V89L46 90ZM33 89H31V90L33 91ZM29 90H26V91H29ZM44 90L48 93H46ZM121 90H123V92ZM43 91L45 92L44 95H46V97H43L44 96ZM29 92H24V93H29ZM17 93H19L21 98L18 97ZM124 93H127V94L124 95ZM131 93H132V95H131ZM32 94H33V92H32ZM32 94H31V98L33 96ZM120 94H123L121 96H124V97H121ZM24 95L26 96L27 94H24ZM54 96L56 98H54ZM31 98H29V99L31 100ZM48 98H50V100ZM21 99H23V100H21ZM122 101H124V102H122ZM126 101H128V102H126ZM125 102L127 104H125ZM132 102L136 103V105L139 104V106H137V108L135 109L136 114H134L135 110H133V108H135L136 105L133 104ZM34 105L40 106L39 108L42 110L41 114H38L35 112V109L37 110V107H35ZM134 105H135V107H134ZM170 107L172 109L175 108L174 105L172 106V104L170 105ZM27 108H28V110H27ZM142 108H144V109H142ZM176 108H175V110H177V112H178L176 114H177V116H179L178 118L180 120V125H181V122H184V124L186 126L184 124H183V126L190 127L191 132L193 130V132H194L193 134H196V137L200 136V135H198V133H196L197 131L192 127L190 122H187V119L184 118L182 113H179L178 108L177 109ZM32 109H33V111H32ZM74 109L75 110L77 109V110L75 111ZM129 109H131V110H129ZM132 110L134 113L132 112ZM27 111H28V113L31 112L30 115H28ZM83 111L85 112L84 114H83ZM127 111H129L130 113ZM173 111H174V109H173ZM174 112H176V111H174ZM73 113L74 114L76 113V115H75L76 117L74 116ZM16 114L20 115V118H21L20 121L21 122L23 121L24 123L23 122L21 123L19 120L18 121L15 120V118L18 116V115L16 116ZM69 115H71L72 117L74 116L75 118L73 117L74 118L73 119ZM78 115H80V116H78ZM81 115H82V117H81ZM25 116H27V118H25ZM24 118H25V120H24ZM65 118H67L68 121ZM71 119H73V120H71ZM77 119H80V120H77ZM183 119H185V120H183ZM76 120L78 123L75 124ZM82 120H84V121H82ZM39 121L40 122L42 121V122L40 123ZM69 121L72 124L74 123V125H73L74 127L72 126V124H70V126H69V123H70ZM37 122H39L40 125H42L41 126L42 139H41V135L37 134V132L39 133V131L41 130V129H39L40 125L38 126L36 124ZM79 122H80V124H79ZM17 123H20V125H22V126H24V124H25V126L27 125L26 128L28 127V129H26V131H28V130L29 131L28 132L24 131L23 129L25 128V126L23 128L21 126H18ZM188 123H189V126H188ZM66 124H68V127L65 126ZM32 125L34 126L33 128H32ZM36 125L38 126L39 131H36V129H37ZM77 125H79V126L81 125V127H79L80 129L77 127ZM71 126H72V128H75V130L74 129L72 130V128H70ZM181 128H182V126H181ZM21 129L23 131H21ZM69 129L71 130V132L72 131L74 132V133L72 132L73 135H70V133H67V132H69ZM32 130L34 131V132H32L33 134L31 133ZM66 130H68V131H66ZM120 131H122V132H120ZM23 132H26V135H28V136H26V135L24 136L22 134ZM12 135L14 136L13 140H11ZM9 136H10V138H9ZM23 136L26 139L24 141H26L27 143L25 142L26 145L23 144L22 142L20 144H22L23 146H27V148L26 147L23 148V146L20 145L21 147H19V148H21L23 150H17L16 147L18 148V146L14 145L15 146V148H14L11 143H14L13 141H15L14 144H16L17 141L19 143V140L23 141L22 140V139H24ZM110 138H111V140H110ZM126 138H128V139H126ZM179 139L181 140V142L177 141ZM198 139H200V137H198ZM38 140H39V142H38ZM120 142H121V144H120ZM30 143H32V144H30ZM47 144H49V145H47ZM131 144L133 146L132 148H131ZM34 145H35V147L38 148V149L35 148L37 150L36 152L32 151L33 150L32 147H34ZM127 146H129V147H127ZM10 147H12V149H10ZM120 148L125 149L124 155H122V156H121V153H123V150H121V152H120V150H119ZM15 149H16V151H15ZM28 149H30V150L28 151ZM19 151H22V152H20V154H21L19 156L20 158L18 157L19 153L17 154V152H19ZM23 151H24V153H23ZM118 152H120V157H121L119 159H117L118 154H119ZM127 153H128V155H127ZM114 154H115V157H114ZM125 155H126V157H124ZM57 156H59V157H57ZM127 156H129V157H127ZM195 156H197L196 159H195ZM60 157L62 159H60ZM71 157L73 158V160ZM55 158H57L58 161H62V162H58L57 163L58 165H55L56 164L55 162L57 161V160H55ZM70 158H71V160H70ZM127 158H128V161L126 160ZM201 158H204V156H202ZM120 159H121V162H120ZM135 160H136V162H135ZM51 161H54V162H51ZM67 161H69V162L66 163ZM120 163L121 164L123 163L122 164L124 167L123 171L121 169L122 165ZM43 164L46 166V168L44 167ZM52 164H54L53 167L51 166ZM117 165L119 167V170L121 169V173L119 172L118 169H116V168H118ZM125 167L129 171L128 173H127V170H125ZM151 167L154 168L155 170L154 169L152 170ZM135 168L136 169L139 168L140 172L138 171L139 173L136 174L138 169L136 170ZM147 168H150L151 170L147 169ZM230 170H231V168H230ZM145 171H146V173H145ZM151 171H152V173H151ZM68 172L69 173L71 172V173L68 174ZM231 172H232V174L234 172L235 178L237 177L236 179H238L239 182H241V184H245V181L242 182L243 179L240 178L239 175L235 173V171L231 170ZM29 174H34L32 176V179L27 178V177H30ZM60 174H62V175H60ZM118 174H120V175H118ZM124 174H126V175H124ZM129 174L131 176H129ZM134 174H136V175L133 176ZM202 174L203 173L197 174V177H195L196 178L195 179L196 185H194V186H196V187L201 186V185H203L202 181H204V182L207 181L206 178H208V177L210 178L211 175L212 176L216 175L215 172H213L211 174H207V176L204 174H203L204 175L203 176ZM38 175L40 177L39 179L37 178ZM122 175H124V176L122 177ZM198 175H199V177H198ZM236 175H238V176H236ZM34 176L38 180H36L34 178ZM114 176H115V178H113ZM132 176H133V178L130 179ZM149 176H152V178H151L152 180L150 179ZM24 177L26 178V182H24L22 180V179H25ZM155 177H156V180H155ZM159 179H161L160 182H159ZM30 180L31 181L34 180V181L30 182ZM40 180H41L40 183L42 181H44L43 179H40ZM199 180H201V181H199ZM66 181H67V183H66ZM22 182H24V183H22ZM157 182H159L161 184V186L158 185ZM71 183H73V180ZM154 183H155V185H154ZM176 183L179 185V187L182 186L183 188L180 187V189H179V187H177ZM5 184H6V186H5ZM173 184H175V185H173ZM12 185H13V189L11 188ZM142 185H143V187H142ZM153 185H154V187H152ZM156 185L160 188L159 192L158 191L156 192V190L159 189L158 187H156ZM25 186H23V187H25ZM73 186H71V187L73 188ZM168 186L170 188H168ZM175 186L177 188L176 191L173 190V188ZM2 187L5 188V190L3 189L4 191L2 190ZM17 187H15V189ZM163 187L165 189H163ZM244 187H245V189L248 190V192L250 191V193L253 195V192L251 191L250 187H248V184H245ZM54 188H55V190H54ZM167 188L173 190L174 192L170 190L172 192L171 193L169 190H167ZM176 188H174V189H176ZM16 190H15V192H13L14 194L16 193ZM18 190H21L23 193L24 188L22 190L20 187ZM136 190H138L137 193H136ZM162 190L163 191L167 190V191L163 192ZM25 191L23 193L24 195L22 193H20V191H18L17 192V193H19L18 196H20L22 194V197L20 196L18 199L16 196L15 201L13 199V203L14 202L16 203V201H17V204H18V201L20 204L25 203V205H21L22 207L24 206L23 208L19 207L20 205L18 204L19 205V206L17 205L18 207L13 206V208L11 209V204L9 203L10 206H8V204H7L10 200L7 198V201L8 200L9 201L7 203L4 202V207H2V209H1L4 212L3 213H2V211L0 212V214L3 217L7 218V219L6 218L3 219L6 221V222L3 221V223L4 222L8 223V225L10 226V227L5 228L3 230V228L7 224L4 225L2 223L3 225H0V230H1V226H4L2 228V230L0 231V263L1 264L2 263L3 264H14L13 263L14 260L12 259V256L14 258V255H12V253L14 252L13 250L17 247V244H15V241L17 239H19L23 234L25 235L27 233V230H29V229H27L25 232L26 226L25 227L23 226V223L25 221H23L21 219L22 217H24V216H21V215H23V213H21L22 209L24 212V209H27V207H28L27 205L29 204V203H26L25 199H27V202H30L29 196L25 194L27 191L26 192ZM29 191H30V189H29ZM48 191H49V193H48ZM65 191H63L62 192L63 195L60 194L57 199L54 198L55 195H53L54 197L53 196L52 197L54 200H56V202H54V200L50 199L51 200L50 203L47 202L49 200H47L46 194L44 193L43 189H42V195H41L42 198L41 197L38 198L37 196L33 197L35 195H33L29 192L30 195H33V196H30V200L32 199V201H31L32 205H30L31 204L30 203L29 206L34 207V205H36V204L38 205L39 202H43V201L45 202V200L43 198L46 199V204L43 202L46 206H47V204H51L52 202H54V203H52L51 206L48 207V211L46 210L47 207H45L46 208L45 210L43 209L45 206L43 203L38 205L39 207L41 206L40 208H42V206H43L41 211L43 213L42 221L44 223H46L48 221L50 222L53 220H57V217H58V219L61 216L66 217V215L68 216L69 214H71V215L74 214V216H76L79 213L81 215V213L79 211L74 210L76 208L73 206V203H72V199H73L72 197H74L76 194L71 196L70 195L71 193L67 189V191L69 193H67V195H66L65 193L67 191L66 192ZM178 191H179V193H178ZM100 192H101V194H100ZM127 192H128V194H125ZM168 192H170L173 196L170 195V197H169ZM175 192H176V194H174ZM5 193H3V194H5ZM8 193H9V195H8L9 197L12 195V198H14L13 193H10L9 191H8ZM164 193H165V195H163ZM166 193H168V195ZM188 193H189V195H188ZM43 194H45V197ZM58 194L59 193H57L56 196H58ZM68 194L70 195L71 198L68 196ZM123 195L124 196L127 195V196L124 197ZM159 195H161V196L159 197ZM66 196H68V197H66ZM129 196H130L129 201H131L130 199H132V201H133L132 203L128 202L127 197H129ZM253 196L255 197L256 195H253ZM6 197H7V195L5 194L4 195L5 201H6ZM77 197H75V198H77ZM86 197H87V199H86ZM1 198L3 200V196ZM118 198H119V201H118ZM121 198L122 199L124 198V200L127 199V203H126V201H124V203H123ZM187 198H191V199H187ZM203 198H204L205 202L203 201ZM255 199L257 200L258 197H255ZM59 200H61V201H59ZM189 200L190 201L192 200V202L194 201L193 203H196V204L192 207V205H191L192 203H190ZM258 200H257V202H258ZM1 202L2 201H0V203ZM21 202H23V203H21ZM88 202L90 203V201H88ZM118 202L119 203L121 202V203L119 204ZM184 203L185 204L189 203V204H186L184 206L183 205ZM217 203L220 206L217 205ZM220 203L223 205H221ZM5 204H7V205L5 206ZM56 204H59V205H57L58 209L56 208L57 207ZM91 204H93V201L91 202ZM198 204L202 210L197 207ZM203 204L205 207L203 206ZM215 204L217 205V209H216ZM258 204H261L264 206V203H262L261 201H259ZM0 205H2V204H0ZM95 205H90V206H92V208H94L97 206V205L96 206ZM60 206H61V208H60ZM182 206L185 207V208L183 207L184 210L182 209ZM214 206H215V208H214ZM263 206H261L262 209H264ZM14 207H16V208H14ZM52 207H53V209L55 208L54 211L51 210ZM194 207L197 209V210L195 209V211H197L199 214H197V212L193 211ZM212 207L216 210L215 212L213 211L214 209ZM241 207H242V209H240ZM219 208H221V209L219 210ZM20 209H21V211H20ZM191 209H192V211H191ZM235 211H236V213H235ZM109 212H111V213H109ZM241 212H242V214H241ZM193 213L195 215H193ZM201 213H203L205 215H203ZM120 214H123V215H120ZM240 214L242 216H240ZM1 215H0V217H2ZM40 216H39V218H40ZM55 216H57V217H55ZM201 216H203V217H201ZM233 216H235L237 218H235ZM64 217H62V218H64ZM204 217L209 219V221H207V219H205ZM243 217L245 219H243ZM197 218H198V220H197ZM21 220L23 221V223L21 222ZM81 220L83 223H84V221H85V223L87 222L86 219H84V218L80 219V221ZM204 220H206V221H204ZM220 221H223V222H220ZM229 221H232V224H230L231 222L229 223ZM1 222H2V220L0 221V224H1ZM18 222L22 223V227H24L23 229L20 227L21 228V230H20V228L16 227L18 224H20ZM82 222H81V224H83ZM143 222L145 225L143 224ZM207 222L212 226H210ZM226 222L229 224H227ZM233 222L235 223L234 224L235 226L233 225ZM245 222H246V224H245ZM13 223H14V225H13ZM205 223H207L208 226H207V224L205 225ZM215 223H217V224H215ZM222 223L225 226L220 225ZM49 224H48V229L46 231L50 230ZM86 224L85 225L83 224L85 226V228L88 226ZM242 225H244V226L247 225V226L242 228L243 227ZM252 225L260 227V228L258 229L257 227H252ZM206 226L208 227V229ZM222 226H223V229H222ZM226 226H228V227H226ZM80 227H82V226L80 225ZM201 227H203V228H201ZM220 227H221V230H223L222 232L220 231V229H218ZM224 227H226V230H228L229 233H231V234H229L228 231L225 233L226 230ZM247 227H249V229L251 228L252 230L246 229ZM118 228L119 227L115 228L116 232L114 234H116L117 232H118V234L119 233L122 234V231L120 230V228L119 229ZM134 228H133V230H134ZM209 228H211V229H209ZM44 229H45V227H44ZM70 229H72V228H70ZM86 229H88V228H86ZM86 229L82 228V229H80V232L78 229V233H77L78 236H79V234H81V232L84 233L86 231L88 232V234L91 233V235H93L92 230H90L91 228L88 230H86ZM217 229H218V231H220V233L217 231ZM81 230H83V231H81ZM118 230L121 232H119ZM137 230H138V232H137ZM209 230H213L212 233H210L211 231H209ZM216 231L218 233H216ZM53 232L54 233L51 232V234H54V235L55 234L60 235V234H64V233H65L64 235L68 234L67 233L68 231H66V230L62 231V232L56 231L57 233H55V231H53ZM95 234L97 235V233H95ZM98 235H97V237L99 238V236H101V235H99V236ZM117 236L118 235H116L115 238ZM139 236H140V238H139ZM239 236H240V238L241 237L242 238L240 239ZM6 237H7V239H6ZM119 237H120V245L118 246L119 248L117 246H114L116 248V249H114V247L112 246V248H113L112 252L113 253L111 252V255H113L114 253L115 254L118 253V250H119V254L121 253V255H124L126 253L125 250L121 249V248H123V247H121L123 245V244H121V243H123V241L121 242V240L124 237H123V235H120V234H119ZM115 238L113 240H115ZM222 238H223V240H222ZM239 239H240V242L238 241ZM227 240H228V243H227ZM246 240L248 241V243ZM5 241H7V242H5ZM96 241H97V239H96ZM101 241H98V242L103 243V241H104V243H105V240H103L102 242ZM106 241H107V239H106ZM109 241H111V240H109ZM109 241H107V242H109ZM116 241H117V238H116ZM236 241H238L237 243H239V245L236 243ZM249 241H251V242H249ZM113 243H114V241H113ZM115 243H117V242H115ZM44 244H45V248H46V246H49V243H47V244L44 243ZM91 244L92 245L95 244V246H96L97 243H91ZM106 244L108 245L110 243H105V245ZM50 245H52V243ZM92 245H90V244L85 245L83 248L81 247L82 249L80 250V251H82L83 249L86 248L85 249L86 251L83 250V252L86 253V256H85V253H84V256L85 257H87V255L90 256L89 259H91V260L94 259L93 258L94 254H91V252H93V250L95 249L94 248L95 246H92ZM97 245L99 246L97 251L101 250L102 248L104 251V249H108V248L110 249L109 246H111L112 244L108 245L107 246L108 248L106 246L103 247L104 244L98 243ZM115 245H117V244H115ZM232 245H233V247H232ZM55 246H56V244H55ZM89 246H92V247H89ZM50 247H52V246H50ZM50 247H49V249H53V250H49V249H47V250H49L51 252L53 251V252H55V254L51 253L52 255H50V256L48 255L50 257L49 258L46 256V254L49 252L46 249H44V251L42 250L45 253V255L42 252V255H44V256L42 258L43 260L40 259V262H39L40 264H51V263L54 264L53 262L54 261L56 262V260H54V258H57V260L60 258L61 251H59V249H61V247L60 248L57 247L58 249L55 248L56 251L58 250L57 252L54 251V247L53 248H50ZM100 247H102V248H100ZM123 249H125V248H123ZM15 250L17 251V249H15ZM16 251L13 254H15ZM27 251L29 252V250H27ZM32 251H30V252H32ZM39 251L37 248L36 252H39V254H40L41 250L39 249ZM94 251H96V250H94ZM110 251H111V249L109 250L108 253H110ZM123 251H124V253H123ZM126 251L128 252V250H126ZM254 251H255V253H254ZM30 252L28 253V255L31 254ZM78 252L79 251H77V253ZM105 252H107V251H105ZM139 252H140V255H139ZM249 252L250 253L252 252V254H250ZM56 253H58L59 256H57ZM244 253L246 256L243 255V257H242V254H244ZM253 253L255 254V256L253 255ZM24 254H26V253H24ZM96 254H95V256H96ZM15 255H17V254H15ZM28 255H25L26 259H28ZM42 255L40 257H42ZM111 255H110V257H112ZM125 256L127 257V259L133 258V256L130 257L131 255L128 256V253H127V255L125 254ZM141 256L145 259L142 260ZM235 256L238 259L233 258ZM247 256H248V258H247ZM21 257L24 258V256L22 254H21ZM52 257H53V259H52ZM102 257H105V256H103V254L101 256V254H100L99 258H102ZM240 257H242V258L240 259ZM19 259L16 262L17 263L19 262V264H20ZM35 259H37V258H35ZM35 259L34 260L30 259L31 261L33 260V264H35L34 263ZM46 259L48 261H46ZM102 259H105V258H102ZM109 259L110 258H108V259L106 258L105 262L107 260L109 261ZM28 260H26V261L24 260V261L27 262ZM37 260H39V258ZM51 260H53V262H51ZM87 260H88V258H87ZM31 261H28L27 263L24 262V263L25 264H29V263L32 264ZM75 261L77 262V259H75ZM160 261H162V262H160ZM16 262H15V264H16ZM21 262H22V260H21ZM68 262L66 264H68ZM105 262H104V260L102 261V263H105ZM109 262H107V264H109ZM121 262L124 264L125 263L128 264L126 261L125 262L121 261ZM247 262H249V263H247ZM24 263L22 262V264H24ZM39 263L37 262V264H39ZM57 263L58 262H56V264ZM73 263L78 264L79 260H78V263H75V262H73ZM145 263L148 264L147 261Z\"/></svg>",
    "mask_w": 264,
    "mask_h": 264
}]
</instances>
